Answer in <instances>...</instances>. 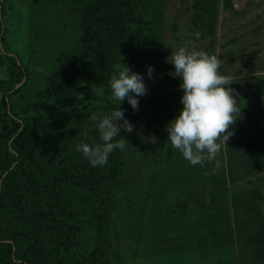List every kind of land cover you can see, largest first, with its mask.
Listing matches in <instances>:
<instances>
[{"label":"rangeland","instance_id":"obj_1","mask_svg":"<svg viewBox=\"0 0 264 264\" xmlns=\"http://www.w3.org/2000/svg\"><path fill=\"white\" fill-rule=\"evenodd\" d=\"M155 2L145 27L159 37L156 51L151 56L146 51L135 63H124L143 77L147 91L136 97L137 110L126 99L119 106L133 131L120 129L129 144L122 149L123 176L109 213L114 249L98 264H264V87L257 86L264 81V0ZM2 11L3 43L27 65L28 72L25 83L18 82L13 68L0 66V126L10 116L1 99L5 84L14 81L15 89L19 87L11 92L8 104L23 115L22 109L31 106L33 91L44 85L57 54L79 34L75 15L67 7L3 0ZM197 32L198 40L192 35ZM46 35L49 38L37 55L41 63H30L33 38L43 40ZM147 43V39L139 42L146 50ZM185 45L218 54L220 72L235 79L228 87L238 94L241 116L230 129L234 135L227 148L222 147L217 157L218 168L215 162L192 166L171 147L165 131L182 109L183 95L180 78L172 75L174 66L166 57L171 47ZM148 66L154 69L151 79ZM86 88L75 106L82 121L76 137L100 143L89 116L101 92ZM252 100L260 106L249 107ZM3 135L0 132V141ZM73 151L87 169L92 167L75 145ZM89 176L87 187L101 191ZM89 203L79 205L78 230L88 249L94 241L92 224L98 207Z\"/></svg>","mask_w":264,"mask_h":264},{"label":"trees","instance_id":"obj_2","mask_svg":"<svg viewBox=\"0 0 264 264\" xmlns=\"http://www.w3.org/2000/svg\"><path fill=\"white\" fill-rule=\"evenodd\" d=\"M2 2L0 66L13 68L19 82L27 77L28 69L3 43ZM33 2L67 7L75 15L79 34L57 54L44 85L33 91L31 106L22 109L23 115H17L12 104H8L11 92H18L19 87L15 89L14 81H6L4 86L3 110L10 116L0 126L4 134L0 141V264H98L102 256L114 249L109 213L115 206L114 192L123 176L125 159L122 149H115L105 166L87 169L81 157L73 153L79 142L77 125L82 123L75 106L86 87L101 92L99 100L91 106L93 113L107 114L120 106L110 98L108 80L115 65L135 63L146 51L149 56L156 51L159 37L145 27L156 2ZM48 38L47 35L43 40L40 36L33 38L30 63H41L37 55L42 53ZM144 39L148 40L147 50L139 44ZM257 86L262 89L264 81ZM258 106L256 100L249 104ZM89 175L102 187L101 191L87 187ZM86 201L98 205L92 224L94 241L89 249L78 235L79 205Z\"/></svg>","mask_w":264,"mask_h":264},{"label":"clouds","instance_id":"obj_3","mask_svg":"<svg viewBox=\"0 0 264 264\" xmlns=\"http://www.w3.org/2000/svg\"><path fill=\"white\" fill-rule=\"evenodd\" d=\"M197 40L200 34H192ZM166 57V62L174 66V77L180 78L179 87L183 91L180 99L182 109L171 119L165 131L172 148L192 166L215 162L221 148L234 135L230 129L241 116V106L238 94L228 87L235 81L231 76L220 72L221 59L218 54H208L203 50L190 49L188 46H173ZM153 68L148 66L147 74L151 79ZM111 99L119 105L125 99L135 111L138 100L146 94V85L139 73L132 72L129 67L114 66V72L108 80ZM134 94V95H132ZM81 98H83L81 96ZM121 108H116L107 114L92 113L89 120L99 134L100 143L91 144L81 139L75 150L82 153L93 167H102L108 163V157L115 149H123L128 141L119 135L122 128L126 133L133 131V125L124 118ZM122 123H117V121ZM88 136V132L83 134ZM120 136L121 139H116Z\"/></svg>","mask_w":264,"mask_h":264},{"label":"water","instance_id":"obj_4","mask_svg":"<svg viewBox=\"0 0 264 264\" xmlns=\"http://www.w3.org/2000/svg\"><path fill=\"white\" fill-rule=\"evenodd\" d=\"M13 167V165L10 167V169ZM8 171H6L5 173H4V175L7 173Z\"/></svg>","mask_w":264,"mask_h":264}]
</instances>
